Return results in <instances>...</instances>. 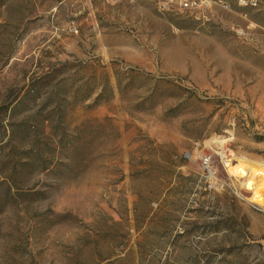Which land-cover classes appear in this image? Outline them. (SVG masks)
<instances>
[{"label":"rangeland","instance_id":"374dc122","mask_svg":"<svg viewBox=\"0 0 264 264\" xmlns=\"http://www.w3.org/2000/svg\"><path fill=\"white\" fill-rule=\"evenodd\" d=\"M210 1L0 0V264H264V9Z\"/></svg>","mask_w":264,"mask_h":264},{"label":"built area","instance_id":"2783aa9c","mask_svg":"<svg viewBox=\"0 0 264 264\" xmlns=\"http://www.w3.org/2000/svg\"><path fill=\"white\" fill-rule=\"evenodd\" d=\"M237 4L242 8H254V9H264V0H236ZM222 6L226 9H231L232 5L231 3L227 1H220ZM157 4L160 10L162 11H170L173 9H180V10H190V11H196L200 12L202 14V17L205 19H209V15L206 14V9L210 7L211 1L210 0H157ZM222 157V164L226 171L229 173L230 177L232 179H236L234 175H232L228 169V166L226 165L227 160H232L235 162V158L224 152L220 153ZM203 159V166L206 170H208L210 173H213L212 169V155H207L202 157ZM243 184L245 186L244 191L239 190L238 188L234 187L232 188L233 192L236 194V196L244 199L248 202V204L255 210L259 212H264V205L256 202L253 200V192L252 189L248 187V185L243 181ZM223 187V185H222Z\"/></svg>","mask_w":264,"mask_h":264},{"label":"bare ground","instance_id":"6f19581e","mask_svg":"<svg viewBox=\"0 0 264 264\" xmlns=\"http://www.w3.org/2000/svg\"><path fill=\"white\" fill-rule=\"evenodd\" d=\"M226 165L238 181H244L253 192V200L264 205V163L249 158H237L236 162L227 160ZM240 173H244L242 177ZM246 179V181H245Z\"/></svg>","mask_w":264,"mask_h":264}]
</instances>
